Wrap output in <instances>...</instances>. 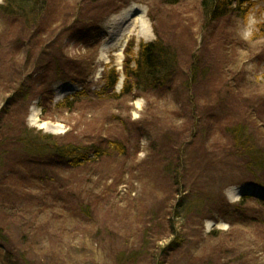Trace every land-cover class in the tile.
I'll return each instance as SVG.
<instances>
[{
	"label": "rangeland",
	"instance_id": "obj_1",
	"mask_svg": "<svg viewBox=\"0 0 264 264\" xmlns=\"http://www.w3.org/2000/svg\"><path fill=\"white\" fill-rule=\"evenodd\" d=\"M182 1L49 0L31 27L0 14V250L17 264H264V173L230 133L264 151V2L210 19ZM159 36L177 53L169 83L122 93L127 43L135 68ZM26 126L99 151L28 154Z\"/></svg>",
	"mask_w": 264,
	"mask_h": 264
},
{
	"label": "trees",
	"instance_id": "obj_2",
	"mask_svg": "<svg viewBox=\"0 0 264 264\" xmlns=\"http://www.w3.org/2000/svg\"><path fill=\"white\" fill-rule=\"evenodd\" d=\"M49 0H3L0 4V14L9 17H17L23 19L28 26H35L37 20L47 7ZM165 5H177L182 0H158ZM260 0H201V10L203 14L210 19H219L236 10H249ZM264 2V0H261ZM264 29V23L259 24ZM157 34H159L156 31ZM134 40L131 39L124 49V73L125 81L122 93L132 94L134 89H163L167 86L172 78L173 71L177 64V53L172 49L171 45L159 36L155 41L142 42L140 44V59L137 58L135 68L132 67V48ZM103 86L96 91L98 97L111 96L113 89L118 81V72L115 67L105 69L103 73ZM87 91H80L73 96L67 97L64 101L59 102L58 106L71 108L80 102ZM230 133L232 135V147L237 151L238 155L247 162V169L255 173H264V151H262L247 133L242 124L231 126ZM26 126L19 133L18 142L22 149L28 154H54L68 159L71 164L79 162L80 158L86 157L93 151L99 149L80 148L74 144L62 145L59 140L50 134H39ZM112 150L123 152L124 146L118 140H111ZM1 159V158H0ZM182 208H186L190 203L186 199L183 200ZM244 200L235 203L234 206H241ZM3 231L0 228V237ZM0 264H17L16 259L9 253H2L0 250Z\"/></svg>",
	"mask_w": 264,
	"mask_h": 264
},
{
	"label": "bare ground",
	"instance_id": "obj_3",
	"mask_svg": "<svg viewBox=\"0 0 264 264\" xmlns=\"http://www.w3.org/2000/svg\"><path fill=\"white\" fill-rule=\"evenodd\" d=\"M241 194L243 193V192H240Z\"/></svg>",
	"mask_w": 264,
	"mask_h": 264
}]
</instances>
